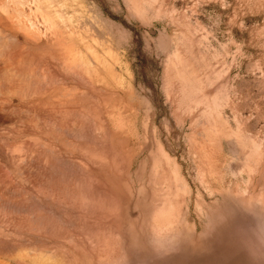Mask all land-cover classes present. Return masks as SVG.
I'll return each instance as SVG.
<instances>
[{
    "label": "rangeland",
    "instance_id": "rangeland-1",
    "mask_svg": "<svg viewBox=\"0 0 264 264\" xmlns=\"http://www.w3.org/2000/svg\"><path fill=\"white\" fill-rule=\"evenodd\" d=\"M0 264H264V0H0Z\"/></svg>",
    "mask_w": 264,
    "mask_h": 264
}]
</instances>
